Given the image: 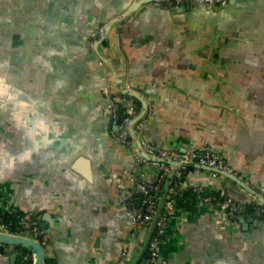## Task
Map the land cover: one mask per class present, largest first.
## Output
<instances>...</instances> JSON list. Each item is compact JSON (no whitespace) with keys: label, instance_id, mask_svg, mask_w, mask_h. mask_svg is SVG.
<instances>
[{"label":"crops","instance_id":"0c3cea01","mask_svg":"<svg viewBox=\"0 0 264 264\" xmlns=\"http://www.w3.org/2000/svg\"><path fill=\"white\" fill-rule=\"evenodd\" d=\"M127 1L0 0V199L47 225L56 264H133L143 245L134 153L101 115L113 74L104 79L86 35ZM109 44L125 84L155 100L141 131L154 148L215 150L264 194V0H228L220 13L146 7ZM190 174L189 186L250 198L224 176ZM182 188L165 264H264V221H234ZM24 251L4 250L0 264H22Z\"/></svg>","mask_w":264,"mask_h":264},{"label":"built area","instance_id":"2783aa9c","mask_svg":"<svg viewBox=\"0 0 264 264\" xmlns=\"http://www.w3.org/2000/svg\"><path fill=\"white\" fill-rule=\"evenodd\" d=\"M155 4L158 6L167 7H179L184 4H193L220 8L226 6L228 4V0H159L156 1ZM90 28H95V30L92 32L93 36L95 34L102 36L105 32L104 27L97 26L96 21L89 22L87 29ZM114 99H116V96H114ZM134 115L135 111L132 107L127 110V114L124 116L121 123L120 131L117 133V139L132 149L135 156L136 166L137 163H141L142 165L146 164L147 160L139 156L129 144L130 136L127 125ZM143 124L144 122L141 121L136 125L135 128L139 135L143 150L149 155L174 161H196L202 165L237 173V171L220 155V153L216 151L202 150L194 147H190L186 151H181L176 148H154L141 134ZM149 164L158 166L161 169V174L157 178L156 182H150L147 179V172L143 169H140L138 174H136V167L132 170L130 177L131 182L134 180L135 176L138 177V180L136 181V191L139 195L138 202L134 207V215L132 220L133 233L146 230L144 238L146 237L150 223L153 220L159 199L162 196L163 185L166 181L167 175L171 170V165L166 162L151 161ZM187 170V168L183 167L177 171L176 178L168 191L162 213L157 221L155 233L149 242L144 258L139 264L166 263L163 256L161 255V243L168 235L169 226L175 207L177 206L178 202L184 198L185 193L182 188V182L179 179L183 174H185ZM188 187L189 189L191 188L200 202L220 206V208L225 210L229 217L234 221H239L242 218L248 217H254L264 221V203L244 204L237 202L230 197L221 195L217 191L209 192L208 187L204 184H193ZM2 198L3 197L0 199V210L2 213L10 214L15 212L12 209L10 203L3 200ZM17 217L18 220L15 226H13L11 222H0V231L29 236L40 241L41 244L47 248L50 241V234L41 227V222L37 218L36 213L26 210ZM5 248V245L0 244V255L3 254ZM127 253L128 250L123 251V255H126ZM23 261L25 264H34L33 253L30 251H24ZM47 264H56V262L47 261Z\"/></svg>","mask_w":264,"mask_h":264},{"label":"water","instance_id":"95a60500","mask_svg":"<svg viewBox=\"0 0 264 264\" xmlns=\"http://www.w3.org/2000/svg\"><path fill=\"white\" fill-rule=\"evenodd\" d=\"M156 1H159V0H128L123 5L122 12L115 14L113 16H110L108 18L92 20V21L97 22V26L104 27L105 32L102 36H99L96 34L94 36L92 35V32L95 30V28H90L86 30L88 40L90 41L93 40L92 43H93V47L95 50V60H96L98 69L102 73V76H104V79H105L106 77L105 72H107L108 68L112 71V74H113L112 84H110L107 81L102 88V97L104 99L101 100L102 102L105 103L101 115L107 116L109 119V124H110L109 132L111 136L118 142H121L117 139L116 134L120 131V126H121L124 116L127 114V110H129L131 107L134 109V105H135L136 108L139 109V111L137 114L133 116V118L127 125L129 136H130L129 144L139 156L147 160V163L144 165H142L141 163L136 164V174H138L140 169L145 170L147 173H149L150 171L151 172L153 171L155 174V179L152 180L151 182H156L157 178L161 174V169L158 166L149 164V162L160 161V162H166L171 165V170L169 174L167 175L166 181L163 185V193L159 199L158 206L155 211L153 220L150 223L146 237L143 240V245L140 250V253L133 264H139L141 260L144 258L147 252V249H148L149 242L151 241L155 233L157 221L162 213L168 191L176 178L177 171L183 167L187 169L194 168V169H199V170L209 172L210 175H207L208 176L207 178L209 177L218 178L220 176H224L228 178L230 181H232L234 184H237L238 186H240V188L245 190L250 196V198L244 201V200H241L240 198H237L236 196L232 194L226 193L225 191H222V193L220 192L221 195L230 197L234 201L241 202L244 204L264 203V194L259 192L249 182H247V180L243 179L242 176H240L239 174L235 172L202 165V164L197 163L196 161L184 162V161H174L170 159H164V158L149 155L143 150L139 135L135 127L139 122L144 121L147 118V116L150 113V107L155 102V100L152 96L148 95L146 97L145 95H143L142 93L134 89L131 85L125 84V79H124L125 76H121L119 74V72L114 67L113 60L111 59V57L107 56L106 53L103 52L102 49L104 48V46L108 47L110 45L109 36H110L111 30L114 28H118V26L124 25L125 23L130 22L131 19L136 14H138L144 8L150 7V6L162 7L164 9L171 10V11L181 9V8L191 9V8L201 7L208 12H219V13L226 10L228 6L227 4L226 6L219 8V7H208L205 5L184 4L179 7H170V6L167 7V6L156 5L155 4ZM89 22H91V20ZM112 85L116 86L119 89L118 91L119 94H116V92L112 90ZM114 96H116V99H114ZM106 99H107V103L105 102ZM123 144L126 145L125 143ZM199 149L205 150V148H199ZM186 150L187 149H182L181 151H186ZM210 151H215V150H210ZM211 173H214V174H211ZM137 180H138V177L135 176L134 180L132 181L134 183L135 190H136ZM179 180L185 186H189L190 182H195L191 174L190 175L183 174ZM39 218L41 219V217ZM240 222H244V223L253 222L254 224H258L261 222V220L251 217V218H242L240 219ZM41 227L45 231L48 230L47 225L43 222L41 223ZM0 244H3L6 246L5 251L7 252H11L15 248H22L23 250L30 251L33 253V256H34V264H47V261H48L47 249L50 245L49 243H48L47 248H45L41 244L40 241L34 238H31L29 236H26L23 234H15L11 232L0 231Z\"/></svg>","mask_w":264,"mask_h":264},{"label":"trees","instance_id":"16d2710c","mask_svg":"<svg viewBox=\"0 0 264 264\" xmlns=\"http://www.w3.org/2000/svg\"><path fill=\"white\" fill-rule=\"evenodd\" d=\"M186 197H187V195L185 194L184 198L182 200H184ZM20 214H22L21 211H15V212L10 213V214H4L0 210V222H11L12 225L15 226L17 224V220H18L17 216L20 215ZM22 264H25V262L23 260H22Z\"/></svg>","mask_w":264,"mask_h":264},{"label":"flooded vegetation","instance_id":"af4514ba","mask_svg":"<svg viewBox=\"0 0 264 264\" xmlns=\"http://www.w3.org/2000/svg\"><path fill=\"white\" fill-rule=\"evenodd\" d=\"M87 30V29H86ZM87 35V34H86ZM93 41V40H92Z\"/></svg>","mask_w":264,"mask_h":264}]
</instances>
